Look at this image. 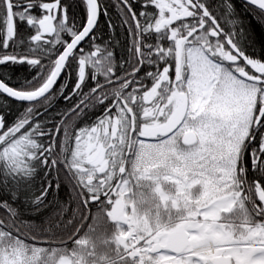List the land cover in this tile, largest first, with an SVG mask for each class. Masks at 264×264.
Returning <instances> with one entry per match:
<instances>
[{"label": "snow or ice", "instance_id": "1", "mask_svg": "<svg viewBox=\"0 0 264 264\" xmlns=\"http://www.w3.org/2000/svg\"><path fill=\"white\" fill-rule=\"evenodd\" d=\"M0 264H264V0H0Z\"/></svg>", "mask_w": 264, "mask_h": 264}, {"label": "trees", "instance_id": "2", "mask_svg": "<svg viewBox=\"0 0 264 264\" xmlns=\"http://www.w3.org/2000/svg\"><path fill=\"white\" fill-rule=\"evenodd\" d=\"M2 191L6 192V191H7V189H3Z\"/></svg>", "mask_w": 264, "mask_h": 264}]
</instances>
